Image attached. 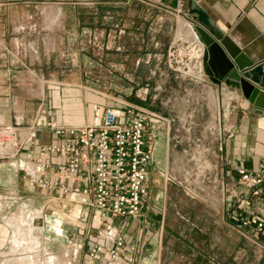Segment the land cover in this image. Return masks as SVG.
Masks as SVG:
<instances>
[{"label": "crops", "instance_id": "crops-1", "mask_svg": "<svg viewBox=\"0 0 264 264\" xmlns=\"http://www.w3.org/2000/svg\"><path fill=\"white\" fill-rule=\"evenodd\" d=\"M196 26L216 38L229 36L247 56L262 62L263 78L258 84L264 91V0H0V130L15 126L18 140L16 146L0 145V217H9L11 205L18 202L28 207L25 211L30 215L41 214L47 204L75 200L78 195L44 190L36 180L44 147L54 140L48 123H97L108 107H124L114 101L118 98L107 102L106 94L98 89V67L111 65L116 68L110 77L116 78L118 72L125 80L136 77L145 84L156 74L153 64L162 60L161 47L169 48L181 39L199 41L206 50ZM122 49L123 55L115 53L117 58L111 53ZM205 71L203 86L231 100L226 128L220 134L221 152L214 154L209 168L216 180L230 185L232 194H246L235 176L238 168L256 170L264 165V110L250 103L236 81L219 80L207 68ZM262 98L264 103V95ZM155 144V159L148 169L149 194L158 172L167 168L163 156L166 139L161 137ZM209 199L199 201L212 209L208 217L213 221L211 228L188 227V234L192 229L208 238L211 229H219V235L225 234L235 243L233 251L239 245L253 249L256 244L264 264V231L239 226L247 215L264 219V197H257L251 207L233 211L219 192ZM145 201L143 210L152 204V215L160 216V207L149 195ZM99 219L102 227L118 231L126 243L135 234L133 217ZM153 220L155 225L165 222L164 215L163 220ZM100 229H93L98 233L89 250L108 243ZM153 229L147 239L157 243L163 229ZM186 244L200 264H230L217 255L212 260L209 249H197L188 238Z\"/></svg>", "mask_w": 264, "mask_h": 264}, {"label": "rangeland", "instance_id": "rangeland-1", "mask_svg": "<svg viewBox=\"0 0 264 264\" xmlns=\"http://www.w3.org/2000/svg\"><path fill=\"white\" fill-rule=\"evenodd\" d=\"M170 48H160L162 60L153 64L152 71L156 74H151L152 79L145 84L136 77L125 80L118 72H115L116 78L110 77V71L116 68L111 65L98 67L97 87L106 94L107 102L118 98L114 101L142 105L169 120L156 127V140L166 139L163 155L167 161L166 172H158L148 194L152 203L160 207V216L152 215V204L144 208L133 218L136 231L126 244L129 248L136 246V264H200V258L187 246V238L197 249H209L212 260L217 255L230 264H262L263 254L256 244L253 249L239 245L233 251L235 243L227 235H219V229L216 232L211 229L208 238L192 229H189L191 235L188 234V227L209 229L213 222L208 219L212 209L199 199L210 201L214 183L222 182L215 179L209 161L221 152L220 134L226 128L231 100L203 86L204 59L205 72L198 74L201 78H191L178 71L176 64H171ZM111 53L123 55V49ZM116 58L114 61L122 62ZM11 206L12 214L0 217V264L89 263L91 239L98 233L93 229L103 228L104 223L92 205L83 203L82 197L81 201L77 196L75 200L47 204L41 214L28 215L25 211L28 207L22 202ZM163 215L165 222L153 224L154 217L156 221L163 220ZM152 227L155 231L163 229L157 243L147 239Z\"/></svg>", "mask_w": 264, "mask_h": 264}, {"label": "built area", "instance_id": "built-area-1", "mask_svg": "<svg viewBox=\"0 0 264 264\" xmlns=\"http://www.w3.org/2000/svg\"><path fill=\"white\" fill-rule=\"evenodd\" d=\"M170 47L171 64L191 78H201L205 72L204 45L180 39ZM165 122L169 120L157 112L130 102L124 107H108L97 123L66 126L51 121L48 127L54 140L44 147L36 180L44 190L82 197L83 203L92 205L104 220L138 217L149 194L148 169L155 159L156 127ZM16 131L15 126L1 129L0 145L16 146ZM235 180L246 194H232L230 185L223 181L215 182L211 191L219 192L230 211L251 207L257 197H264V165L256 170L238 168ZM239 226L264 231V219L247 215ZM100 231L108 243L89 250L88 264L137 263L136 246L129 248L124 237L109 226Z\"/></svg>", "mask_w": 264, "mask_h": 264}, {"label": "water", "instance_id": "water-1", "mask_svg": "<svg viewBox=\"0 0 264 264\" xmlns=\"http://www.w3.org/2000/svg\"><path fill=\"white\" fill-rule=\"evenodd\" d=\"M196 29L206 45L203 56L205 68L211 71L216 79L223 80L228 77L236 81L250 103L257 109L264 110V91L258 84L263 78L262 62L247 56L229 36L216 38L202 26H196Z\"/></svg>", "mask_w": 264, "mask_h": 264}, {"label": "bare ground", "instance_id": "bare-ground-1", "mask_svg": "<svg viewBox=\"0 0 264 264\" xmlns=\"http://www.w3.org/2000/svg\"><path fill=\"white\" fill-rule=\"evenodd\" d=\"M20 220V219H19ZM18 229V228H17ZM30 261V260H29Z\"/></svg>", "mask_w": 264, "mask_h": 264}]
</instances>
